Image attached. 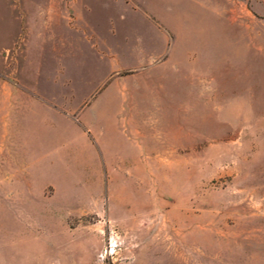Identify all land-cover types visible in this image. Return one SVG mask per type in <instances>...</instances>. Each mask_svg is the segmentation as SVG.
<instances>
[{"label": "rangeland", "instance_id": "obj_1", "mask_svg": "<svg viewBox=\"0 0 264 264\" xmlns=\"http://www.w3.org/2000/svg\"><path fill=\"white\" fill-rule=\"evenodd\" d=\"M109 1L0 0V264H264V0Z\"/></svg>", "mask_w": 264, "mask_h": 264}, {"label": "crops", "instance_id": "obj_2", "mask_svg": "<svg viewBox=\"0 0 264 264\" xmlns=\"http://www.w3.org/2000/svg\"><path fill=\"white\" fill-rule=\"evenodd\" d=\"M101 1L102 2H98L99 3L98 5H104V4H108L109 2H111L109 0H101ZM143 1H146L148 6H150L152 4V2H153L151 0H135V5H137V6L140 5L141 6V5H143ZM82 2H83V4H90V3L91 4L92 3L95 4L96 0H82ZM121 2H123V0H121ZM195 2H197V1L195 0ZM196 4H198V2ZM211 14H213V12H211ZM211 17H213V15H211ZM10 98H12V97H10ZM9 101H14V100L13 99H9Z\"/></svg>", "mask_w": 264, "mask_h": 264}]
</instances>
